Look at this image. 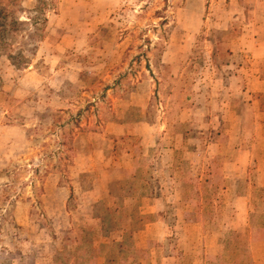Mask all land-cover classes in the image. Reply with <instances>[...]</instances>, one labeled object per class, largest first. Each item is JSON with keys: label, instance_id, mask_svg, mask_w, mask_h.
<instances>
[{"label": "rangeland", "instance_id": "374dc122", "mask_svg": "<svg viewBox=\"0 0 264 264\" xmlns=\"http://www.w3.org/2000/svg\"><path fill=\"white\" fill-rule=\"evenodd\" d=\"M3 4L26 24L0 52V264H251L264 187L222 261L213 242L264 173V59L245 47L264 41V0ZM231 124L247 182L221 188L206 147Z\"/></svg>", "mask_w": 264, "mask_h": 264}, {"label": "crops", "instance_id": "0c3cea01", "mask_svg": "<svg viewBox=\"0 0 264 264\" xmlns=\"http://www.w3.org/2000/svg\"><path fill=\"white\" fill-rule=\"evenodd\" d=\"M250 42V43H249ZM245 47H250L249 51L254 54V58L257 59H264V41L258 40L253 46H251V41H247V44ZM261 64H264V62H260ZM243 67L246 68L245 65ZM247 72V71H245ZM248 75V74H247ZM246 79L247 76H246ZM257 79V80H256ZM264 78H254L251 82L255 83L257 81V84L264 85V81L261 80ZM232 114L239 117L237 112L233 111ZM264 114V113H263ZM233 125H226L223 129H217V146L216 144L210 143L206 148L207 149H213L214 147L217 148V171H213L212 175L210 176L212 180H214V185L217 187H224L226 183L233 182V184H238L239 182H247V169H248V152L247 151H238L239 158L235 159H229L227 157V154L231 151L237 148L238 144L236 139L232 137L233 133ZM239 134V132H238ZM176 149H178L176 147ZM197 149H200L199 147ZM238 149V148H237ZM236 149V150H237ZM226 151V152H225ZM227 153V154H226ZM260 182L257 184L258 187L250 186L245 189L244 191L235 192L233 196L237 197V212L235 217H232V220L227 223L224 227H222L223 232L217 233V242H213V247L217 244V260H223L224 255V239L226 233H235L239 234L241 229L243 227H246L251 223V220L255 219L257 217V214L253 213V198L257 195L258 192H262V189L264 187L263 181H264V173L259 175ZM261 187V188H260ZM261 189V190H260ZM230 191V189L226 190ZM225 191V192H226ZM180 195L179 200H183L184 194L182 192H179L177 189L171 190V191H164L163 196L164 197H170ZM262 197V194H261ZM181 208L183 210H181ZM183 212H189L190 205H183L179 208ZM156 210L152 211V213H155ZM262 211H264L262 209ZM197 226H202L201 223H197ZM199 227V228H200ZM251 227V226H250ZM262 229H264V225L261 226ZM143 233L150 234L147 236V239H150L151 241H160L159 236H164V223H151L149 226L146 227ZM203 235V234H201ZM203 238H206L204 241ZM203 238L200 240V244H203L204 242L207 244V235H203ZM219 248H222V252L219 254L218 250ZM248 253H249V260L251 264H264V236L260 239L254 240V236L251 235L250 237V243L248 245ZM241 258H234V260H239Z\"/></svg>", "mask_w": 264, "mask_h": 264}, {"label": "trees", "instance_id": "16d2710c", "mask_svg": "<svg viewBox=\"0 0 264 264\" xmlns=\"http://www.w3.org/2000/svg\"><path fill=\"white\" fill-rule=\"evenodd\" d=\"M3 1L0 0V48H2L0 52L5 49L16 50L13 38L23 30V25L26 24L19 21L15 15V10L6 7ZM46 7H51V3L48 2ZM43 21L45 23L47 19L44 18Z\"/></svg>", "mask_w": 264, "mask_h": 264}]
</instances>
